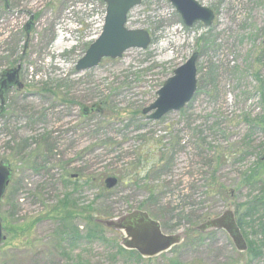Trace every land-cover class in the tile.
I'll list each match as a JSON object with an SVG mask.
<instances>
[{"label":"rangeland","instance_id":"374dc122","mask_svg":"<svg viewBox=\"0 0 264 264\" xmlns=\"http://www.w3.org/2000/svg\"><path fill=\"white\" fill-rule=\"evenodd\" d=\"M196 1L214 12L210 27H187L171 0H142L127 28L149 32V48L77 72L103 31L105 0H0V77L20 67L24 85L0 99V162L12 172L0 264H264V249L255 258L223 231H196L257 194L243 178L264 158V131L251 123L264 115V0ZM195 53L193 100L148 120L143 110ZM92 106L100 112L85 117ZM161 156L168 164L154 168ZM109 177L123 181L107 193ZM86 210L102 226L145 212L186 241L142 259L120 252L124 234L104 226L102 238L68 251L61 221L70 211L85 233ZM255 230L247 228L248 246L263 240Z\"/></svg>","mask_w":264,"mask_h":264},{"label":"water","instance_id":"95a60500","mask_svg":"<svg viewBox=\"0 0 264 264\" xmlns=\"http://www.w3.org/2000/svg\"><path fill=\"white\" fill-rule=\"evenodd\" d=\"M107 5L106 17L102 34L91 44L83 58L77 65L78 72L97 68L104 59L117 60L132 49L147 50L151 45V36L145 30H130L127 28L128 14L135 7L141 5L142 0H105ZM172 5L182 17L184 24L192 28L197 23L210 27L215 19L214 12L203 7L196 0H171ZM32 22L26 26L29 35ZM199 55L193 54L185 65L174 72V76L165 82L158 91L157 100L142 112L148 120L159 121L172 112H180L194 98L197 92V60ZM20 67L6 71L0 80V99L14 87L24 88L20 82ZM97 108L99 111V107ZM87 109L84 114L87 115ZM12 172L9 165L0 162V204L6 188L11 180ZM118 178L109 177L105 187L112 190L118 186ZM108 229L122 232L124 239L121 246L128 251H136L144 259H153L163 253L180 246L186 234L166 235L159 222L153 220L145 212H132L116 219L102 220ZM197 230L203 234L214 231H224L231 238L236 250L244 253L248 250V243L237 223L235 210L232 206L218 218L211 219L199 225ZM4 240L2 222L0 220V245Z\"/></svg>","mask_w":264,"mask_h":264},{"label":"trees","instance_id":"16d2710c","mask_svg":"<svg viewBox=\"0 0 264 264\" xmlns=\"http://www.w3.org/2000/svg\"><path fill=\"white\" fill-rule=\"evenodd\" d=\"M251 123L254 124L255 127L261 128L264 131V115L260 116ZM139 163H142V161L140 160ZM161 163H164V165H166L168 164V160L164 156H161V160L154 166V168H157V166H159ZM163 167L166 168L165 166ZM120 181L121 182L123 181L122 177L119 180V184L121 183ZM243 181L246 187L252 189L251 190L252 192H255L257 190V194L254 195L253 193L250 202L246 204L244 210L242 212L240 211L236 213V218H237V223L244 234V237H246L247 228H249L251 225H253V227L256 229L255 232L253 233L256 237L260 235L263 236V240H261L259 244L255 242L249 243L248 253L251 256L257 258L262 256L264 249V158H261L260 161H258L250 169V171L244 174ZM78 186L79 184L77 183L75 185V188L77 189ZM209 188H214V182L211 183V185H209ZM103 190L109 193V191L106 188ZM69 200L70 199L68 198L67 201ZM86 209L88 210L89 207ZM86 211L84 213L87 214L86 219H88L87 220L88 226L86 228L85 233H81L79 226H74L73 222L70 221V220L73 221L72 219L73 213H71L70 211L65 212L66 215L64 220L61 221V226L58 230V234L60 241H63L66 247L67 246L69 247L68 251L74 248L80 240L81 241L84 240L86 242H93L94 240L102 238L104 235V230H105L104 226L98 224L95 218L88 211L87 212ZM118 250L120 252H127L120 245L118 247ZM130 253L133 255L134 254L138 255L135 252H130Z\"/></svg>","mask_w":264,"mask_h":264},{"label":"flooded vegetation","instance_id":"af4514ba","mask_svg":"<svg viewBox=\"0 0 264 264\" xmlns=\"http://www.w3.org/2000/svg\"><path fill=\"white\" fill-rule=\"evenodd\" d=\"M26 32H27V31H26ZM10 70H14V69H9V70H7V71H10ZM5 72H6V71H4V72L2 73V75H1L0 78H2V76L4 75ZM19 79H21V71L19 72ZM14 89L19 90L17 87H14L13 89H11V91L14 90ZM95 110H96V109L93 108V107L87 109V111H86V112H87V115L89 116L91 113H94Z\"/></svg>","mask_w":264,"mask_h":264}]
</instances>
